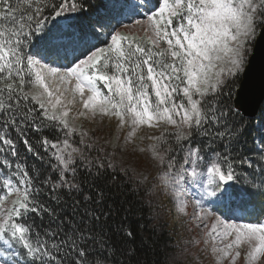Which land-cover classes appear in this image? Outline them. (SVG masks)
I'll use <instances>...</instances> for the list:
<instances>
[{
	"label": "snow or ice",
	"instance_id": "obj_1",
	"mask_svg": "<svg viewBox=\"0 0 264 264\" xmlns=\"http://www.w3.org/2000/svg\"><path fill=\"white\" fill-rule=\"evenodd\" d=\"M83 8L81 0H0V165L9 170L7 176L0 174V191L7 189L0 196V264H68L69 258L75 264H102L87 257L81 247L83 234L78 240L69 236L57 241L34 229L30 214L54 216V210L38 199L39 189L33 188L26 166L9 159L18 155L9 128L18 132L28 152L42 159L27 136L28 131L37 133L36 143L44 152L56 149L57 181L48 178L45 183L51 182L53 192L61 187L78 190L68 174L74 178L76 173L74 153L80 160L85 157L69 143L75 129L67 120L68 110L57 112L69 91L68 103H75L78 95L93 116L115 117L121 127L129 123V138L137 125L174 126L171 143L157 137L163 147L151 149L161 169L159 185L172 192L179 212H186L192 196L205 228L211 219L208 234L219 240L212 248L217 264H236L241 249L245 264H264V209L259 215H234L237 201L247 212L246 198L256 195L233 187L241 183L236 166L255 168V163L229 154V144L244 135L232 91L264 43V0H123L115 23L97 21L90 33L65 28V13ZM137 26L146 28L145 36L151 32L150 46L118 30ZM46 129L58 130L65 138L54 143L43 135ZM225 139L229 144L223 153L205 151ZM261 141L259 154L264 158V137ZM259 171L264 176V164ZM253 187L264 199V181ZM13 193L15 199L5 209L4 201Z\"/></svg>",
	"mask_w": 264,
	"mask_h": 264
},
{
	"label": "trees",
	"instance_id": "obj_2",
	"mask_svg": "<svg viewBox=\"0 0 264 264\" xmlns=\"http://www.w3.org/2000/svg\"><path fill=\"white\" fill-rule=\"evenodd\" d=\"M53 2L59 4L60 0H47L49 4ZM81 2L84 4L83 11L65 13L63 23L65 28L71 25L74 31L90 33L97 21L115 23L116 19L121 18L119 13L123 0ZM137 42L145 47L150 46L148 40L144 38H137ZM240 83L241 77L237 79L232 91L233 107ZM98 84L103 86L101 82ZM2 86L0 84V87ZM37 111H40L38 107ZM238 119L244 121V135L238 143L235 140L230 144L227 139L217 140L205 151L218 150L223 153L224 145L229 144V154L233 158L243 156L255 163V168L247 165L236 166L241 183H234L233 187L237 191L243 189L256 194L246 198V209H250L254 215H259L264 209V199L258 194L259 189L253 185H259L264 181V176L259 171L260 165L264 164V158L259 154L262 150L261 138L264 137V103L258 118H245L239 113ZM174 133L175 131H165L160 137L168 139L171 143V134ZM7 135L14 140L18 152L17 157L9 156V159L13 162L19 160L26 166L32 177L33 188L39 189L36 193L38 199L46 207L54 210V216L43 213L41 218V215L36 213L30 214L34 229L40 232L42 237L60 241L71 236L78 240L83 234L85 239L81 242V247L85 249L87 257L99 258L102 264H174L172 262L174 237L166 223L155 221L159 206L153 184L152 182L145 184L129 167L116 162L115 147L111 146L114 142L103 140L97 133H83L82 128L78 126V129L68 137L69 143L80 149L85 157L84 160H80L77 153L73 165L76 168L75 176L73 178L68 174V178L73 179L78 185V190L69 191L61 187L53 192L51 182L57 181V172L53 170L56 161L52 153L56 149L44 152L36 143L39 134L28 131L30 142L42 156L40 159L27 151L15 129L9 128ZM43 135L57 144L65 138L58 130L54 132L46 129ZM57 136L60 137L59 140L56 139ZM200 139L207 142L210 138ZM258 140L260 147L256 144ZM155 145L163 147L158 141ZM179 162L177 157V163ZM101 164L104 167H100ZM0 168H2L0 174L7 176L9 170L2 165ZM48 178H51V182L45 183ZM13 179L15 180V177ZM6 192L7 189L0 191V196ZM236 205L239 207L240 202L237 201ZM49 230L55 233L51 238L45 235ZM68 264H75V259L69 258Z\"/></svg>",
	"mask_w": 264,
	"mask_h": 264
},
{
	"label": "rangeland",
	"instance_id": "obj_3",
	"mask_svg": "<svg viewBox=\"0 0 264 264\" xmlns=\"http://www.w3.org/2000/svg\"><path fill=\"white\" fill-rule=\"evenodd\" d=\"M125 23H128V21L125 20ZM118 30L134 34L136 38L147 40L152 35L149 32L148 36H145L146 28H141L140 26L133 29L120 28ZM160 47L162 49L166 48V44H161ZM48 82L50 83V81ZM101 89L107 93L106 88ZM71 99L72 92L65 93L63 105L57 108L58 113L64 109L68 110L69 115L67 120L69 121V125L75 130L80 126L83 133H97L102 136L103 140H108L111 143L114 142L111 146L115 147L114 159L116 162L129 167L145 184L152 182L159 206L155 221L166 223L175 240L172 262L174 264H217V259L212 252V248L213 246H219V240H212V237L208 234L212 223L211 219L208 221L209 228H205L198 219L199 210L195 207L192 196L187 198L189 203L186 212H179L172 192L159 185L157 173L161 169L155 166V161L151 157V149L155 145L156 138L163 131H176L175 127L164 122H160L158 125L152 127H149L147 124L137 125L135 135L129 138L130 132L133 131L129 123L121 127L118 119L115 117H101L99 114L93 116L90 111L83 108L79 102L78 95L75 103H68ZM81 113L84 114L81 115ZM141 149H144V151H141ZM76 154L74 153V157ZM190 191L194 192L195 189H190ZM14 199V193L9 195L8 199L4 201L3 207L5 209L10 208L11 202ZM234 213L235 216H242L237 211ZM241 251L242 256L236 264H245L243 258L245 250L241 249ZM224 264H228V261L225 260Z\"/></svg>",
	"mask_w": 264,
	"mask_h": 264
},
{
	"label": "water",
	"instance_id": "obj_4",
	"mask_svg": "<svg viewBox=\"0 0 264 264\" xmlns=\"http://www.w3.org/2000/svg\"><path fill=\"white\" fill-rule=\"evenodd\" d=\"M264 102V43L255 50L254 56L243 73L234 101L235 107L245 117H255Z\"/></svg>",
	"mask_w": 264,
	"mask_h": 264
}]
</instances>
